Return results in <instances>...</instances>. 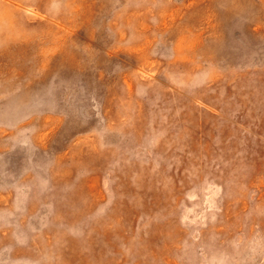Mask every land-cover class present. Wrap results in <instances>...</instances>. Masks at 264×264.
I'll use <instances>...</instances> for the list:
<instances>
[{"label": "rangeland", "instance_id": "obj_1", "mask_svg": "<svg viewBox=\"0 0 264 264\" xmlns=\"http://www.w3.org/2000/svg\"><path fill=\"white\" fill-rule=\"evenodd\" d=\"M0 264H264V0H0Z\"/></svg>", "mask_w": 264, "mask_h": 264}]
</instances>
